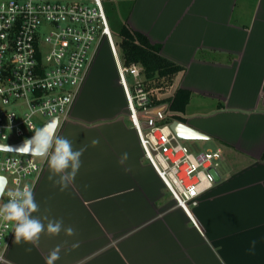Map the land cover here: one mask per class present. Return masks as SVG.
<instances>
[{"label":"crops","instance_id":"obj_1","mask_svg":"<svg viewBox=\"0 0 264 264\" xmlns=\"http://www.w3.org/2000/svg\"><path fill=\"white\" fill-rule=\"evenodd\" d=\"M120 7V25L183 67L171 91L190 98L175 113L222 150L214 185L188 211L177 205L144 158L105 43L114 69L98 59L100 46L57 129L74 150L85 149L75 180L61 190L43 158L33 189V216L45 226L62 220L75 234L45 231L33 246L17 244L13 232L0 264H46L57 246L54 264H264V0H123Z\"/></svg>","mask_w":264,"mask_h":264},{"label":"built area","instance_id":"obj_2","mask_svg":"<svg viewBox=\"0 0 264 264\" xmlns=\"http://www.w3.org/2000/svg\"><path fill=\"white\" fill-rule=\"evenodd\" d=\"M106 43L114 57L128 117L142 152L177 205H189L215 182L219 147L193 153L170 128L167 103L152 105L139 68L121 63L103 0H0V145L15 144L56 117L68 119L88 68ZM45 121L37 127L35 117ZM43 158L0 151L6 191H32ZM7 195L0 200L6 202ZM15 222L0 220V262Z\"/></svg>","mask_w":264,"mask_h":264},{"label":"clouds","instance_id":"obj_3","mask_svg":"<svg viewBox=\"0 0 264 264\" xmlns=\"http://www.w3.org/2000/svg\"><path fill=\"white\" fill-rule=\"evenodd\" d=\"M58 124L50 122L47 125L32 129L34 135L23 141L18 148H11L7 145H0V151H15L23 155H30L35 158H44L48 161L52 173L59 177L55 182L66 189L74 182L76 174L81 166V156L85 149L74 150L72 143L65 137L57 134ZM98 143L94 140L93 144ZM127 159V154L122 156L121 163ZM52 177H50L51 179ZM7 195L6 202L0 203V220L15 222L14 234L17 244L23 242L33 246H39L41 234L45 231L49 235H58L62 230L69 236L75 234L72 227L63 228L62 220H49L47 225L33 213L39 210L35 201L32 189L25 185L23 188L6 191V180L0 177V200ZM47 220V217L44 218ZM78 245H74L76 247ZM255 241L252 242L250 251L254 249ZM31 252V248L26 249ZM60 246H57L46 257V264H54L59 259Z\"/></svg>","mask_w":264,"mask_h":264},{"label":"trees","instance_id":"obj_4","mask_svg":"<svg viewBox=\"0 0 264 264\" xmlns=\"http://www.w3.org/2000/svg\"><path fill=\"white\" fill-rule=\"evenodd\" d=\"M118 37L115 43L121 63L125 66L134 64L139 68L150 103L152 105L167 103L171 111L168 120L182 121L175 112L184 109L190 92L182 88H175L173 91L171 89L176 75L183 67L163 57L159 45L150 43L144 35L130 30L125 23L120 25ZM260 158L264 161V149Z\"/></svg>","mask_w":264,"mask_h":264},{"label":"rangeland","instance_id":"obj_5","mask_svg":"<svg viewBox=\"0 0 264 264\" xmlns=\"http://www.w3.org/2000/svg\"><path fill=\"white\" fill-rule=\"evenodd\" d=\"M54 1L70 2V1H88V0H54ZM126 1L128 2V0ZM122 2L123 0H103V8L108 18L109 26L113 35V39L115 41H118L119 39L118 30L120 28V24L117 22V17L119 12H121L120 5ZM100 58L103 59L104 65L107 64V66L111 67L112 70L114 69L112 58L110 56V53L108 52L107 45L105 43L101 45L98 59ZM35 120L37 127H39L45 121V118H41L39 117V115H37L35 117ZM202 140L203 139H188V140H182V142L189 149V151L193 153L204 151L207 148L213 149L217 147V145L212 141L203 142Z\"/></svg>","mask_w":264,"mask_h":264},{"label":"water","instance_id":"obj_6","mask_svg":"<svg viewBox=\"0 0 264 264\" xmlns=\"http://www.w3.org/2000/svg\"><path fill=\"white\" fill-rule=\"evenodd\" d=\"M50 122H56L57 123V118L56 117H53V118L48 119L43 126L47 125ZM170 128L174 132V134L179 139H181V140H188V139H207L208 138L202 132H200V131H198V130L192 128V127H190L189 125H187V124H185L182 121H179L177 119H173L170 122ZM32 136H30L28 138H31ZM25 139H27V138H25ZM25 139H23V140L15 143V144L7 145V146H9V147H11L13 149L18 148V147H20L22 145V143H23V141ZM12 152H15V151H12ZM0 177H2V176H0Z\"/></svg>","mask_w":264,"mask_h":264}]
</instances>
